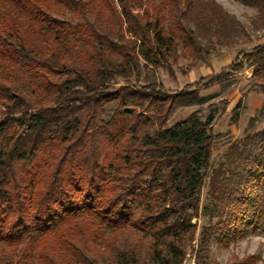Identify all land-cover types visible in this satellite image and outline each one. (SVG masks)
<instances>
[{
	"label": "trees",
	"instance_id": "16d2710c",
	"mask_svg": "<svg viewBox=\"0 0 264 264\" xmlns=\"http://www.w3.org/2000/svg\"><path fill=\"white\" fill-rule=\"evenodd\" d=\"M242 1L264 21V0ZM217 17L222 7L202 0H0V264H183L190 246L195 264H219L217 226L198 232L197 222L216 108L164 124L176 107L205 102L199 86L223 71L175 91L141 77L170 69L179 42L201 57L189 22L198 30ZM241 54L228 70L250 67L264 92V41ZM263 113L210 175L223 237L247 208L251 223L264 216V125L250 130Z\"/></svg>",
	"mask_w": 264,
	"mask_h": 264
},
{
	"label": "rangeland",
	"instance_id": "374dc122",
	"mask_svg": "<svg viewBox=\"0 0 264 264\" xmlns=\"http://www.w3.org/2000/svg\"><path fill=\"white\" fill-rule=\"evenodd\" d=\"M152 1L154 3L159 2V0ZM202 1L218 3L225 13L223 19L217 17L213 22L203 18L198 30L195 28L196 19L190 20L189 23L196 31L203 46V55L199 57L192 54L179 42L178 53L176 59L171 61L170 69L165 67L149 68L142 70L141 77L145 72L153 74L165 88L175 91L195 80H200L202 83L209 73L223 71L220 80L199 86V93L209 96L205 102L176 107L164 126L184 119L195 109H201L202 118H204L210 105L211 107L215 106L216 116L211 128L213 132L217 133V137L212 149L211 163L201 189L200 213L197 217L198 232L202 225L217 226L215 227L217 231L212 236L210 254L219 264H227L235 256L243 258L249 254H256L261 258L253 264H264L261 262L264 260V216L254 218V222L251 223L254 207L247 208V217L242 220L240 231L238 233L232 232L223 237L227 228L223 226V223L217 222L219 206L214 202L211 195L209 182L213 169L221 164L226 165L225 153L232 142L240 141L245 129H247L249 117L259 107H264V92L251 86L250 67L246 66L239 70H228L227 68V64L236 57H243L241 51H246L254 44L264 41V21L258 18L257 5L247 4L242 0ZM69 13L66 12L67 15ZM124 81L125 79L119 78V83ZM17 82L20 83V80ZM238 99H241L242 106L238 121L233 122L230 119L231 108ZM224 101L227 102V106L224 105ZM109 111L110 106H108L106 113ZM156 125L157 123H154L153 126ZM263 125L264 113L258 117L250 130L260 129ZM256 190L260 198L264 200V186ZM192 249L191 246L188 247L183 264H195Z\"/></svg>",
	"mask_w": 264,
	"mask_h": 264
}]
</instances>
